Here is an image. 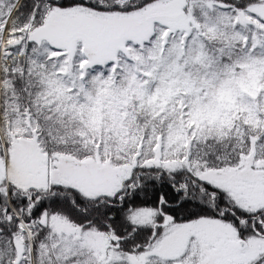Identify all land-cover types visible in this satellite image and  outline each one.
<instances>
[{
    "label": "rangeland",
    "instance_id": "rangeland-1",
    "mask_svg": "<svg viewBox=\"0 0 264 264\" xmlns=\"http://www.w3.org/2000/svg\"><path fill=\"white\" fill-rule=\"evenodd\" d=\"M192 4L186 12L185 0H161L130 14L53 8L48 22L61 25L69 39L47 43L62 56L57 84L42 91L48 133L29 109L22 117L0 104V183L5 180L8 195L10 184L61 185L96 199L114 196L135 167L171 173L183 167L253 215L241 212L236 226L209 218L157 221L140 211L134 223L152 224L157 239L148 250L126 255L116 251L112 233L85 232L61 216L30 223L17 217L21 237L30 242L50 228L40 264H145L150 257L264 264V213L257 214L264 212V138L256 130L264 120V0H241L238 9L232 2ZM8 18L0 25V64L12 56L5 46ZM68 44L75 48L73 64L64 54ZM98 50L100 67L84 73L83 62ZM3 92L0 86V97ZM241 234L248 240L243 251ZM29 254L35 264L30 244Z\"/></svg>",
    "mask_w": 264,
    "mask_h": 264
},
{
    "label": "trees",
    "instance_id": "trees-1",
    "mask_svg": "<svg viewBox=\"0 0 264 264\" xmlns=\"http://www.w3.org/2000/svg\"><path fill=\"white\" fill-rule=\"evenodd\" d=\"M17 1L0 0V25L7 20ZM158 1L161 0H22L6 30L8 40L5 46L12 51V56L4 58L0 64V86L4 91L0 104L5 110L7 107L9 112L16 115L20 113L22 117H25L28 109L29 112L34 110L32 116L42 127V133H48L46 129L50 124H44L46 114L42 108V91L45 86L57 84L56 74L62 65V56L47 44H34L31 37L29 42L25 41V27L31 24L30 32L27 33L32 36L44 24L53 8L66 10L82 7L99 13L130 14ZM206 1L208 0H185L188 5L185 7L186 12L192 3L198 6ZM212 1L223 4L232 2L237 9L241 8V0ZM250 2L251 0L248 5ZM1 36L0 32V41ZM23 47L26 48L25 55L18 56ZM13 119L11 115L10 120ZM244 120L243 122L246 121ZM263 121L262 127L256 130L261 129V136L264 138ZM3 130L6 140V129ZM54 149L55 146L51 145L47 150L50 156ZM64 152L72 153L67 150ZM232 201L224 190L200 182L183 167L172 173L156 167H135L131 178L126 180L122 189L114 196L96 199L61 185L45 189H21L10 184L8 195L6 182L3 180L0 183V264H31L29 244L35 264H40L41 246L49 243V226L38 230L30 242L27 234L24 233V237H21L17 217L30 223L43 216H61L85 232L91 230L112 233L116 238V251L126 255L148 250L157 239L156 229L152 224L134 223L136 213L149 211L157 221L169 217L174 223H185L209 218L230 221L240 226L243 219L241 212L245 211ZM260 213L264 212L258 211L257 214ZM251 215L253 214L245 212L244 218ZM261 218L264 221V216ZM239 237L247 239L242 234ZM145 264L174 263L150 257Z\"/></svg>",
    "mask_w": 264,
    "mask_h": 264
},
{
    "label": "water",
    "instance_id": "water-1",
    "mask_svg": "<svg viewBox=\"0 0 264 264\" xmlns=\"http://www.w3.org/2000/svg\"><path fill=\"white\" fill-rule=\"evenodd\" d=\"M14 12L15 9L13 13ZM244 22L248 24L251 23V21L248 19H245ZM66 38H67V31L54 23L40 27L39 29L36 30V32L33 35V39L37 41V43H40L41 41L63 40ZM123 50H126L125 54L128 55L127 49L123 48ZM73 51H74L73 47H70L66 51V55L69 56V63H72L73 61L72 60ZM99 60H100V54H93L90 58V61L82 66V70L84 72H88L89 70L94 69L96 63ZM239 244H240V250H244L247 247V243L244 240H240Z\"/></svg>",
    "mask_w": 264,
    "mask_h": 264
},
{
    "label": "flooded vegetation",
    "instance_id": "flooded-vegetation-1",
    "mask_svg": "<svg viewBox=\"0 0 264 264\" xmlns=\"http://www.w3.org/2000/svg\"><path fill=\"white\" fill-rule=\"evenodd\" d=\"M20 5V4H19ZM169 17V16H168ZM168 22L170 23V25H172L173 24V22H171V21H169L168 20ZM47 24H51L50 22H48V15H47V17H46V19H45V21H44V24L42 25V26H44V25H47ZM56 24V23H55ZM58 26H60L61 28H63L61 25H59V24H57ZM42 26H39V28L40 27H42ZM39 28H37V29H39ZM36 29V30H37ZM36 30H35V32H36ZM67 31V30H66ZM34 32V33H35ZM34 35V34H33ZM68 35V34H67ZM69 39V36L66 38V39H63V40H60V41H67ZM31 40L34 42V44H36V45H42V44H47V43H52V41H41L40 43H37V41H35L34 39H33V36L31 37ZM53 41H58V40H53ZM70 47H73V46H71L70 44H68V48H67V50L70 48ZM74 48V47H73ZM123 48H126L125 46H122V47H120L119 48V52L120 53H122V55H124V56H127L126 54H125V51L126 50H123ZM52 49H54V48H52ZM55 50V49H54ZM67 50H65L64 51V54H65V52L67 51ZM77 50V49H76ZM128 52V51H127ZM75 48H74V51H73V55H72V58H73V60H74V56H75ZM100 53V60L96 63V65H95V67H94V69H96V68H98V67H100L99 66V63L102 61V59H104V57H103V55H102V57H101V51L100 50H98L97 52H94V53H92V54H90L89 56H88V59L87 60H85L84 62H83V64H82V66L85 64V63H87V62H89L90 61V58H91V56L93 55V54H99ZM65 56H66V54H65ZM64 56V57H65ZM68 57V56H67ZM68 60H69V57H68ZM115 60H117V61H115ZM119 61H120V58L119 57H116V58H114L113 60H112V62L114 63V65H118V63H119ZM109 62H111V61H109ZM93 69V70H94ZM239 239H244V238H239Z\"/></svg>",
    "mask_w": 264,
    "mask_h": 264
}]
</instances>
